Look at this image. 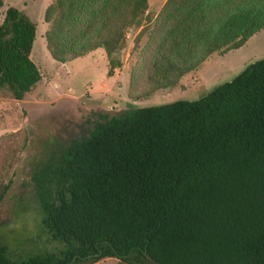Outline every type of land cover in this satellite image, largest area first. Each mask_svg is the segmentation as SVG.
Wrapping results in <instances>:
<instances>
[{
	"label": "trees",
	"instance_id": "1",
	"mask_svg": "<svg viewBox=\"0 0 264 264\" xmlns=\"http://www.w3.org/2000/svg\"><path fill=\"white\" fill-rule=\"evenodd\" d=\"M0 93L21 99L41 78L30 57L35 21L1 12ZM52 0L46 47L67 62L96 48L108 75L127 28L128 96L175 86L214 53L264 27V0ZM144 22L142 24V20ZM52 251L0 264H264V57L196 99L140 106L97 119L32 174ZM8 182L0 183V201Z\"/></svg>",
	"mask_w": 264,
	"mask_h": 264
},
{
	"label": "rangeland",
	"instance_id": "2",
	"mask_svg": "<svg viewBox=\"0 0 264 264\" xmlns=\"http://www.w3.org/2000/svg\"><path fill=\"white\" fill-rule=\"evenodd\" d=\"M52 0H4L1 12L14 5L36 23L30 57L39 67L40 80L23 98L0 93V183L8 182L0 201V244L12 258L59 246L41 223L43 209L32 178L35 169L58 154L72 139L86 134L103 115L179 99H196L232 78L246 64L264 57V27L240 47L214 53L170 88L138 99L128 96L129 72L135 57L133 39L141 25L127 28L125 45L116 53L121 65L108 75L102 48L67 62L54 60L46 47L47 22L43 12ZM165 0H148L155 15ZM1 19V18H0ZM144 19L142 20V24ZM107 257L87 264H115Z\"/></svg>",
	"mask_w": 264,
	"mask_h": 264
}]
</instances>
